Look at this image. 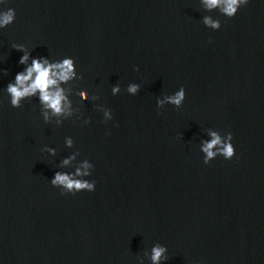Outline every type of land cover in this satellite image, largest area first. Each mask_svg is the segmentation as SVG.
<instances>
[{
    "label": "water",
    "instance_id": "water-1",
    "mask_svg": "<svg viewBox=\"0 0 264 264\" xmlns=\"http://www.w3.org/2000/svg\"><path fill=\"white\" fill-rule=\"evenodd\" d=\"M8 8L0 264H151L157 243L167 249L159 264H264V0L233 17L203 0H0ZM13 44L29 64L73 58L78 76L61 84L70 115H52L37 97L10 105L6 86L25 67ZM129 83L140 85L135 95ZM181 86L180 108L157 107ZM212 131L231 132V159L204 163ZM86 160L90 175L77 178L94 190L50 183L57 171L83 173Z\"/></svg>",
    "mask_w": 264,
    "mask_h": 264
},
{
    "label": "clouds",
    "instance_id": "clouds-1",
    "mask_svg": "<svg viewBox=\"0 0 264 264\" xmlns=\"http://www.w3.org/2000/svg\"><path fill=\"white\" fill-rule=\"evenodd\" d=\"M203 3L207 9L220 8V11L227 17H233L238 9L246 5L248 0H203ZM15 11L12 8H8L6 11L0 12V28L6 27L14 21ZM205 26H211L212 29H219L220 23L211 20L209 17H204L203 21ZM12 47L18 51L23 52V55L19 58L18 63L24 65V69L15 74L14 80L9 82L6 86V92L10 97V105L18 108L21 106V101L37 97L39 104L44 109L50 110L54 116L61 114L70 115L71 101L65 90L61 87L62 83H67L70 80L76 79L78 74L75 70V63L73 58L64 57L59 60L50 61L45 57H32L31 63H28L29 51L23 44H13ZM7 74V70H5ZM80 78V77H79ZM140 85L137 83H129L126 87V91L129 94L135 95L139 90ZM111 92L116 95L120 92V85L116 84L112 86ZM80 100H88V93L81 89ZM185 99V90L181 86L172 95L164 97V99H157L156 104L158 108L165 103L174 105L176 108H180ZM44 121L48 120V112L43 113ZM105 121L112 118L111 110L107 108L104 112ZM88 123L87 120L84 121ZM59 123V122H58ZM211 139L201 141L200 151L204 154L203 161L205 164L209 163L217 155H222L225 159H231L235 154V148L231 143V132L226 133L223 138L216 131L210 132ZM67 143L71 145L73 141L67 140ZM47 151L55 154V149L48 147ZM71 158V157H70ZM69 158V159H70ZM64 164L68 163V159L63 161ZM93 167L88 160L84 162L83 173L80 169L76 170L75 175L70 172H55L54 176L50 180L53 186L59 187L62 193H75L82 190L92 191L94 190L95 182L87 179H80L77 177H87L90 175V169ZM167 249L164 245L157 243L154 244L151 249V264H159L162 257L167 259L164 255Z\"/></svg>",
    "mask_w": 264,
    "mask_h": 264
}]
</instances>
